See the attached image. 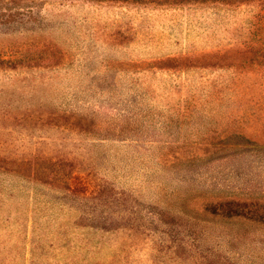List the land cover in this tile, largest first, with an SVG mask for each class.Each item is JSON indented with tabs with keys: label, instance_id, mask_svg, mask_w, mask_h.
Wrapping results in <instances>:
<instances>
[{
	"label": "rangeland",
	"instance_id": "rangeland-1",
	"mask_svg": "<svg viewBox=\"0 0 264 264\" xmlns=\"http://www.w3.org/2000/svg\"><path fill=\"white\" fill-rule=\"evenodd\" d=\"M0 264H264V0H0Z\"/></svg>",
	"mask_w": 264,
	"mask_h": 264
},
{
	"label": "trees",
	"instance_id": "trees-1",
	"mask_svg": "<svg viewBox=\"0 0 264 264\" xmlns=\"http://www.w3.org/2000/svg\"><path fill=\"white\" fill-rule=\"evenodd\" d=\"M262 29V27H260V29L259 30H261Z\"/></svg>",
	"mask_w": 264,
	"mask_h": 264
}]
</instances>
